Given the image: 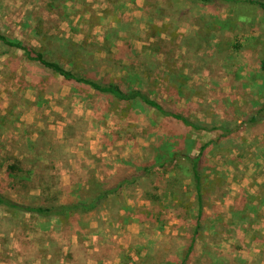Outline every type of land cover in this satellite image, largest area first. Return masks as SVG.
I'll list each match as a JSON object with an SVG mask.
<instances>
[{
  "label": "rangeland",
  "instance_id": "obj_1",
  "mask_svg": "<svg viewBox=\"0 0 264 264\" xmlns=\"http://www.w3.org/2000/svg\"><path fill=\"white\" fill-rule=\"evenodd\" d=\"M0 30L69 71L95 57L101 77H117L102 60L110 52L117 59L131 44L153 64L151 98L209 129L234 131L223 140L217 131L187 133L144 107L72 88L22 51L0 50L4 196L38 205L39 187L49 182L60 202L76 203L106 178L135 171L172 136L192 134L210 147L202 172L203 229L188 264H264V125L240 130L245 112L264 102L261 8L241 18L238 10L190 0H0ZM67 42L81 48L75 56L66 55ZM14 158L27 176L12 189L6 170ZM160 173L147 195L128 188L113 209L126 210L113 219L103 211L65 224L28 219L8 226L0 220V264H180L198 202L183 170Z\"/></svg>",
  "mask_w": 264,
  "mask_h": 264
},
{
  "label": "trees",
  "instance_id": "obj_2",
  "mask_svg": "<svg viewBox=\"0 0 264 264\" xmlns=\"http://www.w3.org/2000/svg\"><path fill=\"white\" fill-rule=\"evenodd\" d=\"M190 1L193 4H200L208 7L219 6L230 10H238L241 18H243L245 13L251 14L257 8H261L264 11V0ZM245 22L248 23V21ZM67 45L68 48L65 51L66 55L72 53V56H75L77 54L75 48H80L79 45L73 42H67ZM6 49L22 51L28 62L35 63L38 67L52 73L57 78H62L63 82L69 84L72 88L79 86L81 89H87L89 92H93V94L98 97L103 96L107 97V99H116L121 103L144 107L156 112L159 117L161 116L165 120L170 119L173 122L181 123L186 128L187 133H212L217 131L220 132L219 140L228 138L234 133L232 129L224 126L209 129L207 125L193 121L181 114L176 109L175 105L167 101L161 102L151 98L148 92V82L149 78L153 75V64L149 61V57L138 53L131 44H128L126 48L127 51L123 52V48L121 49L117 57L118 60L120 59L119 61L113 59L111 52L108 57L102 60V63L117 77H112L111 73L101 77L100 62L95 57L81 61V67H79L78 70L69 71L63 63L47 58L42 51L29 44L17 40H10L0 30V50L5 51ZM85 57L87 56L85 55ZM70 62H73L76 66L77 62L74 58H71ZM259 63V69L261 73L264 74V55L259 56ZM263 125L264 102L263 105L261 104V107L251 112H245L244 122L240 130H256ZM161 144L157 149L158 151L156 150L157 154L155 156H149L148 160L144 161V164L135 171L127 173L126 175H114L106 178L99 186H94L93 189L91 188L92 190L96 189V191L93 192L89 198L81 199L76 203L65 204L60 202V199H58V197L56 198L58 192L51 188L49 182L46 183V186L39 187L41 188V194L37 198L41 199V202L38 205L11 200L0 191V220H5L8 226L11 224L14 225L13 223H15V221H26L28 219L43 220L51 223L61 222L65 224L72 219L74 220L103 211L108 212V220L113 219L115 217V211L120 212L121 210H126L125 207H121L120 210L113 211V209L119 208L118 203L121 202V200L123 202L122 196H124L123 194L128 188L134 187L135 190H140L145 194L152 183H157L161 179V171L165 170V173H169L175 172L176 170H183L184 173L191 177L198 202V213L195 217L196 226L193 230V238L184 260L180 263L188 264L193 254L195 244L198 241V236L203 229L205 196L202 172L210 143L199 144L192 134H190L189 137H179V139L172 136V141H166L162 145ZM180 144L184 146L177 150ZM22 165L23 163L20 162V160L14 158L13 163L7 167L6 181L13 182L10 187L12 189H15L27 176L26 174L23 175L24 171ZM178 165H183L185 168L178 169ZM186 165L188 166L187 169ZM52 186L54 187L55 185ZM147 194L148 193H146V195ZM171 207L176 208V206L172 204ZM1 215H4V217H1ZM176 217L180 220L184 218V216L179 213H177ZM167 264H174V262L169 261Z\"/></svg>",
  "mask_w": 264,
  "mask_h": 264
}]
</instances>
